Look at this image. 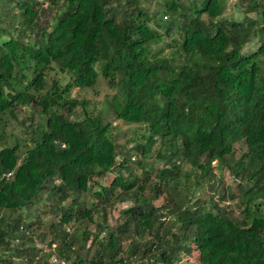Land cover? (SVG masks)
<instances>
[{
	"label": "trees",
	"instance_id": "1",
	"mask_svg": "<svg viewBox=\"0 0 264 264\" xmlns=\"http://www.w3.org/2000/svg\"><path fill=\"white\" fill-rule=\"evenodd\" d=\"M227 3L161 0L150 14L140 0H0V264H51L50 243L66 264H264V1L234 0L240 19L221 16ZM99 76L109 99L69 97ZM19 105L23 151L2 141ZM113 121L145 133L127 147ZM213 160L233 174L237 215L174 198L213 187Z\"/></svg>",
	"mask_w": 264,
	"mask_h": 264
},
{
	"label": "rangeland",
	"instance_id": "2",
	"mask_svg": "<svg viewBox=\"0 0 264 264\" xmlns=\"http://www.w3.org/2000/svg\"><path fill=\"white\" fill-rule=\"evenodd\" d=\"M264 1V0H263ZM234 2V0H228L227 6L224 10V13L221 14V16H227L231 15L235 19H240L241 17V9L238 8V5H232L231 3ZM141 6L150 14L158 10L161 5V0H140ZM243 7V5H241ZM260 14V11H259ZM258 14V12H247L246 16L250 18H257L260 21L261 16ZM263 20H264V15H263ZM253 41V40H252ZM159 47L156 45L152 46V49H158ZM251 49V46L247 43L243 48L242 51L244 53H248ZM59 73L55 71H49L47 74L44 76V82H43V90L42 92H39L41 94H44L45 91L49 88L52 79L58 78ZM67 81L66 78L63 79V83ZM113 93V90L108 87L106 84V81L103 80L100 76L97 78L96 84L92 88H83V89H78V88H71L68 92V95L70 98H75V99H86L89 102V105H100V103L106 98L109 99V96ZM79 108H76V111H78ZM30 106L29 105H19L15 107L14 109V116L10 117L7 116V124L4 128V139L3 144H12L15 141V138L17 139V142L19 144L20 150H24V145L26 144L27 137H28V132H27V126H20L19 121L21 122L25 117H27L30 114ZM35 117H39L38 114L35 115ZM24 121V120H23ZM28 121H24L23 125H26ZM114 124V127L117 131L122 129V131L119 133L117 137V141L119 144L123 143L126 144L127 147H130L131 142H127V138L129 137H140L141 134L145 133L143 128H135V126H128L125 127L124 124H120L119 122H112ZM115 131V130H114ZM1 146V145H0ZM232 148V157L228 159V165L233 164V160H236L240 153L244 151V144L242 141L240 142H235ZM153 152L151 153L150 157H147L146 159H143L142 161L145 163V170L150 169V177L154 175L155 169L160 168L162 166V162L158 161L154 157V153L156 152L155 146H153ZM135 159H140V155H135L133 156ZM211 165L213 166V172L215 174V185L213 187H207L206 183H202L199 186L196 187V190L193 194L189 195L188 193L181 194L177 197H174L175 199H179L181 202H191V200L198 199L201 202L203 201H214L218 203L219 205H225L227 208L233 212L234 215L239 214L238 213V203L235 199H231L229 197V193H235V181H233L232 177L233 174L230 170H228L227 167H224L225 164L218 163L216 160H213L211 162ZM222 165V166H221ZM181 171L180 172H185L188 170V165L185 163L181 164L180 167ZM140 171L138 170V174ZM112 179V174L111 173H106L105 176L102 179H98L96 183L101 182L102 184H107L109 181ZM180 181H184L185 179L180 175L179 178ZM96 179L94 178V182ZM91 181H89V186L92 187L93 189L97 188ZM229 192V193H228ZM166 191L162 192L157 200L155 201V204H159L166 196ZM41 201L38 202L39 205H41ZM129 205V202H124V203H115L114 205L110 206L106 210V218H107V223L109 225H113L114 223L118 222V213L119 210L122 208L126 207ZM43 208V207H41ZM43 210V209H41ZM40 210L41 214V219L49 221L51 219L50 213L42 212ZM69 227V226H68ZM48 238H46V241ZM45 245V244H44ZM46 246V245H45ZM56 253V250H55ZM193 259H195V254L192 257H187V256H182L181 261L177 264H185L186 262L188 264H193Z\"/></svg>",
	"mask_w": 264,
	"mask_h": 264
},
{
	"label": "built area",
	"instance_id": "3",
	"mask_svg": "<svg viewBox=\"0 0 264 264\" xmlns=\"http://www.w3.org/2000/svg\"><path fill=\"white\" fill-rule=\"evenodd\" d=\"M56 244L50 243L49 246L45 249L47 253H49L48 256V262L51 264H66L64 259L59 258L57 254L55 253Z\"/></svg>",
	"mask_w": 264,
	"mask_h": 264
}]
</instances>
